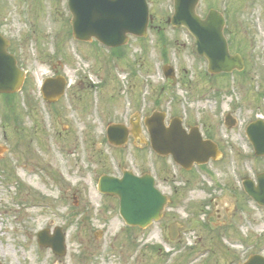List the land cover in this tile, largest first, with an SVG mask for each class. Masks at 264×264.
<instances>
[{
    "label": "rangeland",
    "instance_id": "rangeland-1",
    "mask_svg": "<svg viewBox=\"0 0 264 264\" xmlns=\"http://www.w3.org/2000/svg\"><path fill=\"white\" fill-rule=\"evenodd\" d=\"M149 5L155 27L147 37H131L119 58L101 43L74 40L67 0H0V31L29 71L12 100L17 120L4 117L0 99V137L7 125L12 144L18 141L13 149L9 138L0 139L8 151L0 153L1 264H83L78 256L91 257L88 264H240L264 255V206L242 185L264 171L246 133L264 118V0H200L201 16L210 8L224 14L231 51L245 60L244 70L219 74L208 72L186 28L166 22L173 0ZM165 64L175 79L166 78ZM54 69L68 87L50 106L41 86ZM153 110L199 125L222 154L186 170L138 139L125 146L107 141L110 123L131 125V116ZM125 168L152 173L170 196L163 217L147 228H126L117 197L98 190L100 175ZM58 226L66 235L64 257L38 243V231Z\"/></svg>",
    "mask_w": 264,
    "mask_h": 264
},
{
    "label": "water",
    "instance_id": "water-1",
    "mask_svg": "<svg viewBox=\"0 0 264 264\" xmlns=\"http://www.w3.org/2000/svg\"><path fill=\"white\" fill-rule=\"evenodd\" d=\"M73 14L72 25L77 38L91 40L96 37L108 45L123 44L128 40V33L147 36L150 11L147 0H68ZM175 13L169 19L175 26L186 25L196 36L200 54L209 60L211 72H230L242 70L245 66L240 54H231L224 35V17L216 10H211L205 19L196 13L199 0H174ZM10 41L0 33V91L15 92L24 83L25 72L17 65L15 55L8 51ZM54 82L52 79L47 82ZM43 87L49 97L48 83ZM64 85L57 89L62 93ZM55 91V92H57ZM161 114H154L148 119L151 125L152 143L162 154L173 153L176 160L187 167L194 160L205 162L210 157L216 158L217 146L210 140H203L201 135L189 139L178 126L166 128L161 121ZM116 126L111 127L115 135ZM250 140L257 155H264V120L252 122L248 128ZM113 138V137H112ZM123 140V139H121ZM189 147L187 146V144ZM198 144L206 145L213 151L193 152ZM174 151V152H170ZM259 184L247 179L246 189L258 202L264 204V174L259 175ZM102 190L119 195L120 212L127 223L146 227L161 217L167 197L156 186L152 175L136 176L130 172L124 178L104 176ZM40 243L52 246L55 252L64 254V235L57 234L52 241L45 231L39 234ZM246 264H264V256L255 255Z\"/></svg>",
    "mask_w": 264,
    "mask_h": 264
},
{
    "label": "flooded vegetation",
    "instance_id": "flooded-vegetation-1",
    "mask_svg": "<svg viewBox=\"0 0 264 264\" xmlns=\"http://www.w3.org/2000/svg\"><path fill=\"white\" fill-rule=\"evenodd\" d=\"M28 73H29V71H27V75H28ZM58 75H62L61 74V72H60V70L59 69H54V71L48 76V77H53V76H58ZM78 85H80L79 84V82L76 84V86H78ZM64 97V96H63ZM0 99H2L3 100V102H4V100H5V102H4V107L6 108L5 109V113H4V117L6 118V119H8V120H10V118H11V116L15 119V120H17V117L15 116V115H13V112H12V100H13V97L12 96H10V94H2V93H0ZM61 99V98H60ZM79 99H80V94H79ZM61 101V100H60ZM60 101H56V102H48V103H50V104H56V103H59ZM32 110H33V108H31L30 110L28 109V111H27V115H28V117H31V113H32ZM174 117V116H173ZM32 119V118H31ZM129 123L131 124V125H128L127 124V126H129L128 127V129L130 130V133H129V138L131 139V138H133V139H138L139 140V142L141 143V145L142 146H146V144L144 143V140H145V136H144V133L146 132V130H145V126H144V116H142V115H140V114H136V116L135 117H130L129 118ZM13 125L14 126H16V127H19L20 126V124H19V122L18 121H15V123L13 122ZM7 125H4V130H3V133H2V137H0V139L2 138V139H5V140H7V138H9L10 139V143L9 144H7L9 147H12L13 149L14 148H17V140H15L14 141V143L12 144V138H11V132H9V134H7V128L8 127H6ZM126 126V127H127ZM192 127V126H191ZM190 127V128H191ZM189 128V129H190ZM29 134H31V128H29ZM21 137V136H20ZM29 144V143H28ZM2 147H5V149H7L6 148V146H5V144L4 145H2V146H0V153L1 152H8L7 150L5 151ZM4 150V151H3ZM112 175V174H111ZM114 176H119V174L118 175H114ZM113 196H115V195H113ZM171 201V200H170ZM133 228H136V229H139V227H133ZM84 259H85V256H78V261H80V262H82L83 264H88L89 263V260H91V257L88 259V257L85 259V261H84ZM59 260V259H58ZM59 262H60V264H64L63 263V258H62V260L60 261L59 260ZM69 264V263H68Z\"/></svg>",
    "mask_w": 264,
    "mask_h": 264
}]
</instances>
